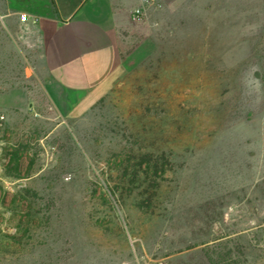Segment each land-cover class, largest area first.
I'll use <instances>...</instances> for the list:
<instances>
[{"label":"rangeland","instance_id":"obj_1","mask_svg":"<svg viewBox=\"0 0 264 264\" xmlns=\"http://www.w3.org/2000/svg\"><path fill=\"white\" fill-rule=\"evenodd\" d=\"M141 6L101 92L2 121L0 264H264V0Z\"/></svg>","mask_w":264,"mask_h":264},{"label":"crops","instance_id":"obj_2","mask_svg":"<svg viewBox=\"0 0 264 264\" xmlns=\"http://www.w3.org/2000/svg\"><path fill=\"white\" fill-rule=\"evenodd\" d=\"M141 5L142 0H0V117L29 105L31 82L74 96L101 92L117 64V30Z\"/></svg>","mask_w":264,"mask_h":264},{"label":"trees","instance_id":"obj_3","mask_svg":"<svg viewBox=\"0 0 264 264\" xmlns=\"http://www.w3.org/2000/svg\"><path fill=\"white\" fill-rule=\"evenodd\" d=\"M9 162H11L14 165V170L17 171L19 169V157L16 154H13L9 160ZM14 203V202H13ZM13 213L15 216H19L18 218V224L15 226L16 227V232H15V236L20 234L22 236H24L26 233H28L29 228H30V224L33 221L32 218V214L31 212H27V222L26 220H24L23 218V214L19 215V210L17 211L16 209H13ZM27 226V227H26ZM13 235L12 238H14L15 236ZM20 235V237H22ZM19 243V242H18ZM244 256V253L242 252V250L237 247L235 251L233 250H227V252L225 253H220L217 254L214 257H210L207 256V260H208V264H240V257Z\"/></svg>","mask_w":264,"mask_h":264},{"label":"built area","instance_id":"obj_4","mask_svg":"<svg viewBox=\"0 0 264 264\" xmlns=\"http://www.w3.org/2000/svg\"><path fill=\"white\" fill-rule=\"evenodd\" d=\"M152 3H158V0H142V5H145V4H152ZM142 11H143V8L142 6H139L137 8H135L131 13H130V17L131 19H136L138 17H140V15L142 14ZM21 19H25L26 18V15L22 14L21 16ZM3 121V117H0V126H1V123Z\"/></svg>","mask_w":264,"mask_h":264}]
</instances>
